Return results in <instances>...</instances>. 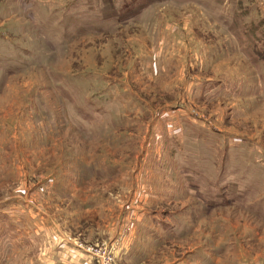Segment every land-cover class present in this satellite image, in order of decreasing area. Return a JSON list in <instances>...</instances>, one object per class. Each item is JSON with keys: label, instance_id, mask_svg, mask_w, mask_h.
Returning <instances> with one entry per match:
<instances>
[{"label": "rangeland", "instance_id": "1", "mask_svg": "<svg viewBox=\"0 0 264 264\" xmlns=\"http://www.w3.org/2000/svg\"><path fill=\"white\" fill-rule=\"evenodd\" d=\"M0 264H264V0H0Z\"/></svg>", "mask_w": 264, "mask_h": 264}]
</instances>
